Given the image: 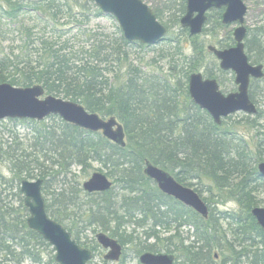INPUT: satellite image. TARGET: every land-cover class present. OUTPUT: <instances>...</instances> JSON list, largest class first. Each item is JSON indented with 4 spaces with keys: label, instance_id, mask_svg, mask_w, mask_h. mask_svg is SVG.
<instances>
[{
    "label": "trees",
    "instance_id": "1",
    "mask_svg": "<svg viewBox=\"0 0 264 264\" xmlns=\"http://www.w3.org/2000/svg\"><path fill=\"white\" fill-rule=\"evenodd\" d=\"M185 10L183 6L180 13ZM154 13L158 20L162 19L158 11ZM217 14L219 27L227 28L221 22L222 10ZM30 15L47 22L52 32L48 26L35 33L33 26L22 25L21 20H30ZM93 15L102 16L93 0H0V29L4 22L14 23L19 25L22 36L18 49L8 51L0 45V84L19 88L40 85L48 96L79 103L104 119L114 117L123 125L127 139L122 148L101 133L80 129L59 117L48 118L54 121L49 125L31 121L35 126L33 152L0 153L14 177L8 181L0 171L1 264H41L42 249L55 252L28 227L29 211L19 189L23 174L28 179L37 175L43 180L49 217L92 252L95 247L89 244L95 241L85 234L100 227L123 246L133 244L139 256L164 251L176 254L181 264H241L244 260L248 264H264V231L251 214L259 206L258 192L264 187L259 184L263 181L258 172V165L264 163V125L260 124L263 111L259 109L253 118L244 116L241 122V127L256 132L257 142L252 150L250 143L238 137L237 126L229 123L230 117L218 126L190 97L189 77L205 66L199 36L189 34L195 52L191 57L181 62L172 57L167 71H144L130 61L131 50L149 47L129 43L121 29L116 39L85 31V47L80 45L78 33L66 38L88 24ZM180 19L173 22L179 23ZM209 23L210 18L206 28ZM166 28L169 34L171 26ZM249 33L246 51L252 64H260L264 62V31L260 28ZM116 67H127L125 74L114 72ZM204 68L207 78H215L214 70L220 72L216 65L213 69ZM261 82L264 79L253 80L250 87V99L256 105L264 101V93L256 96L254 91ZM147 162L187 187L188 179L211 181L212 198L217 204L233 200L240 206L239 211L217 214L211 207L213 199L202 198L209 207V217L204 219L164 195L145 175ZM92 163H99L106 170V176L113 181L110 191L88 194L83 190L80 177L72 169L81 168L87 177ZM7 187L18 189L13 194L18 200L4 195ZM172 226L176 227L175 233L169 237L163 238L156 231L163 228L170 232ZM183 226L193 229L189 244L181 238L179 229ZM131 227L136 228L128 233ZM136 229L145 231L143 240L136 236ZM223 244L229 250H224ZM51 262H55V257Z\"/></svg>",
    "mask_w": 264,
    "mask_h": 264
},
{
    "label": "water",
    "instance_id": "2",
    "mask_svg": "<svg viewBox=\"0 0 264 264\" xmlns=\"http://www.w3.org/2000/svg\"><path fill=\"white\" fill-rule=\"evenodd\" d=\"M93 2L103 14L117 20L124 38L129 43L154 46L167 34V29L142 0H93ZM221 9H224L223 25L238 26L234 31L236 46L225 50L210 46L208 51L220 61L221 70L235 74L237 92L223 94L217 80L205 79L200 73L190 75L188 83L189 94L194 104L209 113L218 126L222 125L223 119L237 113L248 116L258 114L257 106L250 99L249 90L252 80L264 78V66L253 65L245 51L244 41L247 36L245 18L248 8L242 0H187L186 14L181 19V25L189 30L191 36L201 35L208 19V12ZM52 116H58L65 123L89 132H100L105 139L122 148L127 145L124 127L114 117L104 119L98 114L89 113L79 103L48 96L40 85L19 88L9 83L0 84V121L10 119L42 122ZM258 172L264 178V163L258 165ZM145 175L157 184L164 195L191 208L204 219L209 217V208L200 195L177 182L165 170L147 162ZM42 187L41 179L23 180L20 184L24 204L30 214L27 220L29 229L39 234L54 248L57 264H90L93 259L92 251L82 248L72 238L71 233L47 214ZM112 187L113 182L102 173H94L83 183V190L88 194L108 192ZM251 214L264 231V208L255 207ZM96 240L108 252L105 261L112 263L120 261L123 246L117 239L101 232L96 235ZM139 261L141 264H174L175 256L146 252L140 256Z\"/></svg>",
    "mask_w": 264,
    "mask_h": 264
},
{
    "label": "rangeland",
    "instance_id": "3",
    "mask_svg": "<svg viewBox=\"0 0 264 264\" xmlns=\"http://www.w3.org/2000/svg\"><path fill=\"white\" fill-rule=\"evenodd\" d=\"M82 2L84 0H81ZM146 5H148L153 12L158 11L161 14V20L159 22L166 28L168 24L171 26V29L169 30L168 36L165 38L166 40H163L157 45L150 46L149 48H134L131 50L130 55V61L134 64V66H139L144 71H167L168 70V63L173 57L175 60L181 62V60L185 57H191L195 54L194 52V46L193 41L189 37V32L183 31L181 27L180 22L175 23L176 18H182L184 14L180 13V10L183 6H186V0H142ZM244 4L248 8V13L245 19V27L248 30V39L250 35L251 30H256L262 28L264 31V0H242ZM218 10H213L208 13V16L210 17V23L207 25V32L202 33L199 36L198 42L200 45L204 46L203 50V56L205 57L204 62L205 66L209 69H213L214 65L219 68V62L214 56L213 53H210L208 51V47L212 46L217 48L218 50H224L228 48H232L234 43V31L237 28L236 26H228L227 28H220L217 24L219 22L218 20ZM27 18H30V20H21V24L29 25L34 27L35 33H40L44 27L48 26V31L52 32V28L50 25H46L47 22H41L37 21L35 15H30ZM181 20V19H180ZM88 24L82 25L81 29L78 31L75 30L72 32L71 35H67L66 38H69L70 36H75L78 33V40L82 43L80 45L86 46L85 38L83 36V33L85 31L88 34H99V35H105L110 37L111 39H116L120 36L119 34V24L117 20L109 15H105L102 13V16L97 17L95 15L89 17ZM171 22V24H170ZM20 24V23H19ZM226 27V26H225ZM19 25L17 24H10V23H3L2 28L0 29L1 35H0V45L3 48H6L8 51H11L10 49H18L22 45V36L18 31ZM47 31V32H48ZM49 32V33H50ZM187 32V33H185ZM81 37V38H80ZM173 40V41H172ZM264 40V38H263ZM223 44L227 47H223ZM263 46V45H262ZM264 47V46H263ZM166 55V59H162L161 55ZM248 54V53H247ZM257 56V55H256ZM151 61H154L155 63H150ZM152 64V65H151ZM264 65V62L260 63ZM200 68L198 73H201L205 78H207L206 69ZM117 68V67H116ZM127 67H123V69L114 70V72H119L121 76L125 74ZM214 74V79H216L220 85L221 91L228 95L230 93H235L237 91V86L235 85V76L231 72H217L216 70L212 71ZM264 82L259 83L254 88L256 96H259L262 92L264 93ZM263 89V90H262ZM259 109H261L264 113V101H261L258 104ZM244 114H236L230 117L229 123H233L237 126L235 129L236 133H238L239 138H243L245 141L250 143L251 149L255 150V145L257 142L256 138V132L247 129L246 127H241V122L243 120ZM253 118V117H252ZM45 124H52L54 121H51L49 119H46L44 121ZM41 122V123H42ZM40 123V122H38ZM261 125H264V120L260 121ZM35 126L31 123L29 120H2L0 121V153H3L5 151H15L17 155L20 154H31L33 152L32 146L35 139ZM12 153V152H11ZM4 154V153H3ZM0 171L4 178L6 180L13 179V173L10 170V165L7 161H4L3 157H0ZM73 173L76 174V176L80 177V181L84 183L88 178H90L94 173H102L105 174L106 170L103 168V166L99 163H92V168L89 169V174L87 177H85L82 173V169L78 167H73L72 169ZM24 179H27L29 181H35L38 179L37 175L35 177H32L31 179L26 178L27 176L25 174L22 175ZM263 182H260L259 184H263L264 186V178L261 179ZM16 185V182L14 183ZM190 186L188 188H191L193 190H198L199 194L204 199L212 198V193L214 191L213 184L211 181H208L207 179L202 180L201 182L195 179H188L186 182V185ZM187 187V186H186ZM6 193L4 195H9L11 198H14L13 194L15 195L18 192V189H12L11 187H7ZM20 189V187H19ZM117 194H120V191L116 190ZM16 200H18L17 197H15ZM213 199V204L211 207H213L218 214V212H224V211H239L240 206L233 200H229L225 202V204H217L216 198ZM85 201L86 199L83 198ZM82 200V201H83ZM258 207L264 208V187L260 189L258 192ZM16 206L18 203H15ZM136 227H131L128 229V233H130L133 229L135 230ZM171 231L167 232L166 229H156V231L162 233V237H169L170 235H173L175 233V226L170 227ZM93 229L96 230L93 232ZM93 229H90L85 234L87 238L91 241L94 239V243H90L89 247H95L94 258L90 262V264H140L139 263V255H138V249L132 244H127L124 246L123 249V256L119 262L112 263V262H106L105 261V255L108 253L106 250H104L99 244L96 242V235L98 233H105L102 231L100 227H94ZM145 232L143 229H136V236H139L143 240L142 233ZM181 238H183L187 243L189 244L192 242V235H193V229L189 226H183L181 229H179ZM107 234V233H105ZM108 235V234H107ZM230 238V237H229ZM97 243L98 246L94 245ZM152 243V241H150ZM224 250L228 249L229 247L226 244H223ZM237 250H240L237 248ZM231 251V249H230ZM166 253V252H161ZM230 252L226 255H229ZM41 258L42 263L41 264H57L56 262L52 263L51 259L55 257V252L53 253L51 250H45L42 249L41 251ZM176 256V254H174ZM218 257V256H217ZM216 257V260L218 258ZM177 258V256H176ZM215 260V261H216ZM182 261L177 259L176 264H181ZM1 264V262H0ZM5 264V263H4ZM7 264H15L7 263ZM23 264H32L29 261H25ZM241 264H248L245 260L242 261Z\"/></svg>",
    "mask_w": 264,
    "mask_h": 264
},
{
    "label": "flooded vegetation",
    "instance_id": "4",
    "mask_svg": "<svg viewBox=\"0 0 264 264\" xmlns=\"http://www.w3.org/2000/svg\"><path fill=\"white\" fill-rule=\"evenodd\" d=\"M186 4H187V0H186ZM222 10V15H223V13H224V9H221ZM213 11V10H212ZM218 11H220V10H218ZM207 22H208V20H209V16H208V14H207ZM207 22H206V24H207ZM221 22H222V17H221ZM206 24H205V28H206ZM222 25H223V23H222ZM223 26H225V25H223ZM231 26H233V25H231ZM234 26H236V27H238L237 25H234ZM226 27H228V26H226ZM204 28V29H205ZM247 29V28H246ZM236 30V29H235ZM247 35H248V30H247ZM233 37H234V34H233ZM246 38H247V36H246ZM234 43H235V40H234ZM244 43H245V51H246V39H245V41H244ZM236 46V43H235V45L233 46V47H235ZM228 49H230V48H228ZM225 50V49H224ZM259 109V108H258ZM177 259V258H176ZM176 263H177V260H176Z\"/></svg>",
    "mask_w": 264,
    "mask_h": 264
},
{
    "label": "bare ground",
    "instance_id": "5",
    "mask_svg": "<svg viewBox=\"0 0 264 264\" xmlns=\"http://www.w3.org/2000/svg\"><path fill=\"white\" fill-rule=\"evenodd\" d=\"M237 114H242V113H237ZM234 115H236V114H234ZM231 116H233V115H231ZM246 116V115H245ZM110 179V178H109ZM23 180H27V179H23ZM22 180V181H23ZM111 180V179H110ZM21 181V182H22ZM112 181V180H111ZM113 182V181H112ZM43 193V192H42ZM193 236V235H192ZM97 242V241H96ZM82 247V246H81ZM83 248V247H82ZM170 255H173V256H175L174 254H170ZM176 257V256H175ZM140 258V257H139ZM139 263H140V261H139ZM141 264V263H140ZM174 264H176V261H175V263ZM189 264H194V263H189Z\"/></svg>",
    "mask_w": 264,
    "mask_h": 264
}]
</instances>
